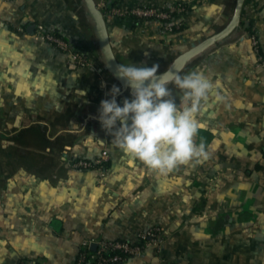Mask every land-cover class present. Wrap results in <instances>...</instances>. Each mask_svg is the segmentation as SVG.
<instances>
[{
	"label": "crops",
	"instance_id": "0c3cea01",
	"mask_svg": "<svg viewBox=\"0 0 264 264\" xmlns=\"http://www.w3.org/2000/svg\"><path fill=\"white\" fill-rule=\"evenodd\" d=\"M75 1L0 0V264H75L84 239L135 241L156 225L165 230L161 251L122 264H264V66L250 38L258 35L264 56V0H245L239 27L181 72L199 71L214 86L195 114V142L208 156L167 173L130 159L101 126L100 102L112 98L113 85L120 106L133 97L106 68L92 19ZM95 1L118 63L158 65L157 74L226 27L236 5ZM179 3L189 6L184 30L169 35L153 20L107 14ZM47 32L90 64L43 40ZM103 150L111 155L103 171L69 165Z\"/></svg>",
	"mask_w": 264,
	"mask_h": 264
},
{
	"label": "clouds",
	"instance_id": "9594fccd",
	"mask_svg": "<svg viewBox=\"0 0 264 264\" xmlns=\"http://www.w3.org/2000/svg\"><path fill=\"white\" fill-rule=\"evenodd\" d=\"M157 69L158 65H118V77L131 88L133 98H125L120 106L115 99L120 89L113 85L112 98L100 102L98 119L130 159L167 173L207 158L205 144L195 142L200 130L195 114L214 86L199 71L183 76L166 71L158 76ZM170 84L180 90L179 100Z\"/></svg>",
	"mask_w": 264,
	"mask_h": 264
},
{
	"label": "built area",
	"instance_id": "2783aa9c",
	"mask_svg": "<svg viewBox=\"0 0 264 264\" xmlns=\"http://www.w3.org/2000/svg\"><path fill=\"white\" fill-rule=\"evenodd\" d=\"M12 1V0H5ZM187 12V5L179 3L165 7L139 6L130 11L114 7L108 11V15L124 17L132 15L139 21L153 20L158 23L163 34H173L175 29L182 27L180 18ZM40 37L50 42L60 51L70 53L76 63L80 66L90 64V58L80 52H72L69 43L60 35L55 33H42ZM251 43L258 66H264V56L259 37L252 33ZM111 155L108 150H103L94 158L87 159L74 156L70 159L69 165L77 171H87L97 169L103 171L109 164ZM165 230L161 226H153L148 230L138 233L135 241L126 239H84L82 240L77 254L75 264H122L130 258L142 256L148 249H155L160 252L164 242ZM96 244V249L93 245Z\"/></svg>",
	"mask_w": 264,
	"mask_h": 264
},
{
	"label": "water",
	"instance_id": "95a60500",
	"mask_svg": "<svg viewBox=\"0 0 264 264\" xmlns=\"http://www.w3.org/2000/svg\"><path fill=\"white\" fill-rule=\"evenodd\" d=\"M83 2L95 26V32L98 37L100 50L106 64V68L110 71L112 76L120 82L124 89L130 88L126 85L125 80L118 77V65L120 64L118 63L110 42L104 12L98 7L95 0H83ZM244 2L245 0H236L234 14L226 27L203 41L193 44L188 50L180 54L165 71L157 75L159 76L166 71L169 72V75H180L186 66L194 59L217 46L221 41L229 37L240 25ZM36 27L37 25L33 23L29 26L28 31L33 33ZM43 31L46 30L43 29ZM93 248L96 249V244L93 245Z\"/></svg>",
	"mask_w": 264,
	"mask_h": 264
},
{
	"label": "trees",
	"instance_id": "16d2710c",
	"mask_svg": "<svg viewBox=\"0 0 264 264\" xmlns=\"http://www.w3.org/2000/svg\"><path fill=\"white\" fill-rule=\"evenodd\" d=\"M82 2H83V0H82ZM83 5H84V2H83ZM108 8H109V6H108ZM189 10V6H187V11ZM84 11H85V14H86V16H88V18L91 20V17H90V15H89V12L86 10V8H85V5H84ZM136 20H138V18H136ZM139 21V20H138ZM184 30V25H182V27L181 28H179V29H175V31H174V33H178V32H182ZM55 34L56 35H59L57 32H55ZM61 36V35H60ZM259 168H260V165L259 164H256V166H255V168H254V170H259ZM251 173V172H250Z\"/></svg>",
	"mask_w": 264,
	"mask_h": 264
},
{
	"label": "rangeland",
	"instance_id": "374dc122",
	"mask_svg": "<svg viewBox=\"0 0 264 264\" xmlns=\"http://www.w3.org/2000/svg\"><path fill=\"white\" fill-rule=\"evenodd\" d=\"M70 3H71L72 5H75V4H76V1H75V0H70Z\"/></svg>",
	"mask_w": 264,
	"mask_h": 264
}]
</instances>
